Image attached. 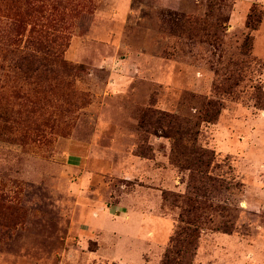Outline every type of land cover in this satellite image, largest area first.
<instances>
[{
  "label": "rangeland",
  "instance_id": "obj_1",
  "mask_svg": "<svg viewBox=\"0 0 264 264\" xmlns=\"http://www.w3.org/2000/svg\"><path fill=\"white\" fill-rule=\"evenodd\" d=\"M191 208L264 264V0H0V264H161Z\"/></svg>",
  "mask_w": 264,
  "mask_h": 264
},
{
  "label": "trees",
  "instance_id": "obj_2",
  "mask_svg": "<svg viewBox=\"0 0 264 264\" xmlns=\"http://www.w3.org/2000/svg\"><path fill=\"white\" fill-rule=\"evenodd\" d=\"M250 47H251L250 42L249 40H247L243 45L245 52H248L250 50ZM35 58H36L35 55L24 56L22 59L23 60L22 63L27 67L28 73L37 74L36 76H39L40 72L34 69L33 66L36 63V61H34ZM156 113L157 112H154L152 110H147L143 115L141 124H143L145 128L163 123L164 124L162 126H164L166 124V119L170 118V116L162 113L163 115L161 117H157ZM216 118L217 115L215 119ZM170 124L171 122H168L166 129L170 126ZM155 130L157 132L158 129ZM189 140L192 143L193 142L196 143L195 142L196 139L193 136L192 138H189ZM178 141L183 143L184 139L179 138ZM185 150L188 151L189 148L186 147ZM193 150L196 153V156L199 159L200 163L207 162L208 160L214 158L213 152H207L198 147L194 148ZM195 210L196 209L191 208L187 211L186 214L182 216L181 223L183 224V226L179 227L174 237L171 239L170 247L167 250L161 264H192L193 258L195 257L198 248V241L200 239V229L195 223H193V221L190 218V216L192 215V213L195 212Z\"/></svg>",
  "mask_w": 264,
  "mask_h": 264
}]
</instances>
